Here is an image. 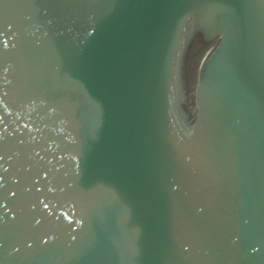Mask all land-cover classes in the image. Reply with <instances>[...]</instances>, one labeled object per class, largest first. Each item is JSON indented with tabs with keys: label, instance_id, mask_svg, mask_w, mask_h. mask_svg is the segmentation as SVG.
<instances>
[{
	"label": "water",
	"instance_id": "obj_1",
	"mask_svg": "<svg viewBox=\"0 0 264 264\" xmlns=\"http://www.w3.org/2000/svg\"><path fill=\"white\" fill-rule=\"evenodd\" d=\"M0 264H264V0H0Z\"/></svg>",
	"mask_w": 264,
	"mask_h": 264
}]
</instances>
